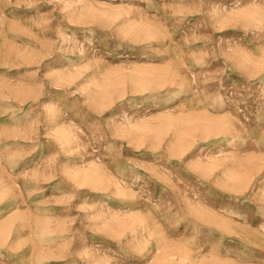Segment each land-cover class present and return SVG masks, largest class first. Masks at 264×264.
Returning a JSON list of instances; mask_svg holds the SVG:
<instances>
[{"label": "rangeland", "instance_id": "obj_1", "mask_svg": "<svg viewBox=\"0 0 264 264\" xmlns=\"http://www.w3.org/2000/svg\"><path fill=\"white\" fill-rule=\"evenodd\" d=\"M0 264H264V0H0Z\"/></svg>", "mask_w": 264, "mask_h": 264}]
</instances>
